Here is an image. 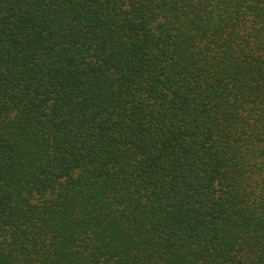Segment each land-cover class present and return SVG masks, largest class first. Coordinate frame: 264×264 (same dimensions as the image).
<instances>
[{"label": "trees", "instance_id": "1", "mask_svg": "<svg viewBox=\"0 0 264 264\" xmlns=\"http://www.w3.org/2000/svg\"><path fill=\"white\" fill-rule=\"evenodd\" d=\"M0 264H264V0H0Z\"/></svg>", "mask_w": 264, "mask_h": 264}]
</instances>
